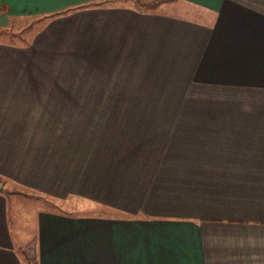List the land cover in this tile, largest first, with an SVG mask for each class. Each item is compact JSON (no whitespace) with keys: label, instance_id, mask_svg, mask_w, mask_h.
<instances>
[{"label":"crops","instance_id":"1","mask_svg":"<svg viewBox=\"0 0 264 264\" xmlns=\"http://www.w3.org/2000/svg\"><path fill=\"white\" fill-rule=\"evenodd\" d=\"M176 1L0 0V264H264V0Z\"/></svg>","mask_w":264,"mask_h":264},{"label":"rangeland","instance_id":"2","mask_svg":"<svg viewBox=\"0 0 264 264\" xmlns=\"http://www.w3.org/2000/svg\"><path fill=\"white\" fill-rule=\"evenodd\" d=\"M127 4H134L135 6H140L145 10H160L164 12H173L180 14L192 15L190 8L183 2L176 0H121ZM43 21L38 17L34 16H25V17H15L6 25H0V42H7L12 44H24L27 39L35 32L38 28L41 27ZM0 185L5 187V190L11 192L13 190L21 191V200L16 201L11 197V208L10 213L12 215V207L17 205L18 217L20 219H25L30 215V211L34 208H54L51 204L52 201L49 199H40L37 195L31 193L30 190H25L19 188V186L11 185L7 180L0 177ZM13 193V192H11ZM15 202L19 204H15ZM53 202L59 203L55 208L67 209L78 211L81 208L79 205L81 202L76 205L74 208L70 204H65V201L53 200ZM68 202H73L68 200ZM72 208V209H70ZM29 259V258H28Z\"/></svg>","mask_w":264,"mask_h":264}]
</instances>
